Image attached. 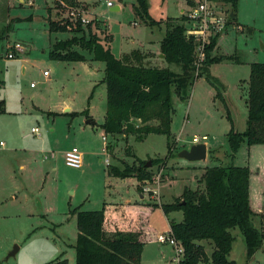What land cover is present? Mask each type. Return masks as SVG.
<instances>
[{
  "label": "rangeland",
  "instance_id": "obj_1",
  "mask_svg": "<svg viewBox=\"0 0 264 264\" xmlns=\"http://www.w3.org/2000/svg\"><path fill=\"white\" fill-rule=\"evenodd\" d=\"M109 1L121 9L112 10L107 5ZM136 1L77 0L76 7L86 12L93 24L101 22V31L112 35L111 52L120 58L141 44L165 36L164 29L147 27L136 18L132 11ZM189 1L148 0L149 15L157 22L167 17H185L189 26V15L195 7L194 0L192 4ZM222 5L227 12L232 11L230 5ZM67 14V9L57 5L56 0H25L23 4L20 0H0V81L4 83L0 100L6 101V113L0 114V143L6 145L4 149L0 146V264H47L62 253L76 260V213L101 211L106 200L118 201L122 194L132 205L154 208L146 218L149 230L141 240L146 243L143 264H179L184 256L178 258L175 247L161 245L157 239L160 235L170 237V222L180 221L182 213L166 215L162 205L172 204L186 186L196 189L201 177H195L206 167H246L249 164L247 144L235 155L230 149L227 134L232 123L227 118V108L235 131H245L248 88L239 81L249 80L252 63H264V0H239L237 20L242 28L238 24L230 25L223 35L212 37H219V48L214 56L234 59L209 68L216 79L226 84L219 80L226 88L227 95L223 93V96L227 108L216 98L217 91L206 77L197 79L188 101L183 102L173 95L176 113L172 133L176 143L171 152L168 151V137L164 135H149L143 141L133 136L128 139L119 136L116 140L109 136L107 143H110L111 153L108 155L102 129L107 110V91L103 83L105 64L92 62L87 52L84 53L86 62L49 58L56 42L83 38L82 33L49 32V16L63 21L68 20ZM93 33L104 38L95 25ZM17 43L25 52L19 53L14 60L7 59L9 49ZM146 63L149 67L165 66L179 72L177 66L157 57ZM44 72L50 74L51 82ZM41 91L42 101L39 99ZM66 107L71 113L64 112ZM86 110L96 125L86 123L88 119L81 115ZM33 127L40 129V138L32 135ZM197 143L208 147L207 160L191 162L180 158L182 151ZM128 147L141 161L155 164L149 168L152 181L146 185L139 183L136 173L126 178L109 176V167L121 172L126 166L139 168V162L128 155ZM72 148L83 153L80 169L66 165L65 154ZM211 149L216 151L215 158ZM108 157L110 166L105 164ZM19 163L25 165L23 171ZM259 166L254 168L253 181L264 184L263 162ZM140 194L145 196L141 200ZM253 224L264 228V213L256 215ZM133 226L134 221L117 231L138 233L141 239L140 232L131 231L135 229ZM232 234L235 242L229 256L231 261L264 264V241L253 259L248 260L242 233L234 229ZM201 243L211 255L213 245L206 241ZM16 247L19 251L11 256Z\"/></svg>",
  "mask_w": 264,
  "mask_h": 264
},
{
  "label": "trees",
  "instance_id": "obj_2",
  "mask_svg": "<svg viewBox=\"0 0 264 264\" xmlns=\"http://www.w3.org/2000/svg\"><path fill=\"white\" fill-rule=\"evenodd\" d=\"M167 1V0H162ZM69 8L77 6V0H56ZM191 4V0L189 1ZM231 6L229 26H237L239 0H222ZM134 15L147 27L166 26V34L161 42V53L167 64L179 68V72L170 67L157 68L146 65L150 53L133 50L129 54L117 58L109 47L112 36L101 31V22L96 21L87 27L70 20L57 21L48 18L49 32L82 33L83 38L58 41L53 44L49 58L63 62H86L84 53L91 56V61L105 64L103 83L107 90V110L102 129L105 134L116 138L133 136L137 141L145 140L149 135L168 137V151L171 152L175 142L172 124L176 113L172 98L176 95L181 101L190 99V91L197 79L206 77L217 91L216 98L226 106L223 93L225 86L211 75L209 68L214 64L233 61L231 56H214L218 45V36L211 38L205 45V59L197 65L198 42L194 36L187 34V18H169L165 22H157L149 15L148 0H137L133 6ZM77 26H76V25ZM104 35L101 39L93 33V26ZM88 32V35L86 33ZM0 82V91L3 87ZM248 119L244 132H236L227 108V118L232 129L227 135L230 149L235 155L243 144L249 147L264 145V63L250 65L248 91ZM6 113V102L0 101V114ZM79 115V114H76ZM82 116L90 119L88 110ZM129 156L139 162V168L126 166L125 171L113 167L108 168L109 176L126 178L131 173L142 185L152 181V173L146 167L147 162L141 161L127 148ZM153 162V166H154ZM152 166V167H153ZM198 188H185L182 196L172 204H163L166 215L181 211L182 222H170V235L185 250L184 258L179 264H237L229 260L235 238L232 230L239 229L242 233L248 260L262 248L264 228L253 224L256 216L251 206V169L231 165L228 167H208L199 180ZM78 238L74 247L76 264H141L145 243L138 233L116 231L110 234L105 229L106 212L78 211ZM206 241L213 245L209 256L203 245ZM49 264H69L65 254Z\"/></svg>",
  "mask_w": 264,
  "mask_h": 264
},
{
  "label": "crops",
  "instance_id": "obj_3",
  "mask_svg": "<svg viewBox=\"0 0 264 264\" xmlns=\"http://www.w3.org/2000/svg\"><path fill=\"white\" fill-rule=\"evenodd\" d=\"M170 1H173V0H167V1H163V3H168V2H170ZM123 2V1H122ZM20 3H25V0H20ZM118 7V6H117ZM114 8H116V6L115 7H113L112 8V10L114 9ZM121 9V7H119V10ZM132 11H133V14H134V10H133V7H132ZM238 16V15H237ZM169 18H174V19H178V17L177 18H175V17H167L165 20H162L163 22H165L167 19H169ZM161 21V22H162ZM237 23H238V25H239V27L240 28H242L241 26H242V24L241 23H239L238 22V20H237ZM146 26V25H145ZM160 29H161V31L164 29V33L166 34V26L164 25V24H162L160 27H159ZM164 34V35H165ZM112 36V35H111ZM163 38L164 37H162L160 40H157V41H150V42H148V44H145V45H143V44H141V45H139L140 47L139 48H137L138 50H141V51H144V52H146V53H150L151 55H150V58H148L147 60H146V62H148V61H150V60H152V59H155L156 57L160 60V61H162V62H165L166 63V61H165V59L162 57V53H161V42H162V40H163ZM113 39V38H112ZM53 46V45H52ZM158 46V48H155V47H157ZM109 47H110V44H109ZM218 48H219V46L217 45V49L216 50H218ZM137 49H134V50H137ZM133 51V50H132ZM132 51H130L129 53H131ZM24 52H25V49H24ZM129 53H125V54H129ZM124 54V55H125ZM123 56V55H122ZM121 56V57H122ZM18 57V56H17ZM120 57V58H121ZM90 60H91V56H90ZM23 61H27V59H23ZM92 62H95V61H92ZM235 62H238V61H235ZM238 63H241V62H238ZM146 65H147V63H146ZM214 65H216V64H214ZM213 65V66H214ZM147 66H149V65H147ZM106 67V66H105ZM161 68H166L165 66H162ZM24 70H25V67H24ZM45 73V72H44ZM211 75L213 76V74H212V72H211ZM45 76V75H44ZM45 77H47L46 79H48V81L49 82H51L49 79H50V74H48V76H45ZM105 77V76H104ZM214 77V76H213ZM249 79H250V77H249ZM224 85H226L225 84V82H223L221 79H219ZM244 82V85H246V87L245 88H248V91H249V80L248 79H243V80H240L239 81V84H241V82ZM0 82H2V81H0ZM107 91V90H106ZM248 91H247V93H248ZM42 93V94H41ZM41 95H40V100L42 101V98H43V91H41ZM224 93H226V90H225V92ZM226 95H227V93H226ZM192 96V95H191ZM0 101H2V100H0ZM6 102V101H5ZM40 107V106H39ZM41 108V107H40ZM64 112H66L67 114L68 113H71V110L70 109H68L67 107H66V109L64 110ZM231 115V114H230ZM90 116V115H89ZM105 116H106V114H105ZM232 118V117H231ZM90 119L91 120H93L94 121V119H93V117L92 116H90ZM247 119H248V117H247ZM89 120V119H88ZM105 121V120H104ZM233 121V120H232ZM87 123V122H86ZM97 123L95 122V125H96ZM104 124V123H103ZM102 124V125H103ZM33 128H36V127H33ZM32 128V129H33ZM246 128H247V120H246ZM244 132V131H243ZM31 133H32V130H31ZM33 135V134H32ZM228 135V134H227ZM33 136H35V135H33ZM105 136H107V141H108V137H109V135H107V134H105ZM35 137H41V132H40V136H35ZM121 137V136H120ZM119 137V138H120ZM118 137H116V138H113L114 140H116ZM197 141V139H195V142ZM198 144V143H197ZM109 145H110V143H109ZM6 147V145L4 144V146L2 147L3 149ZM110 147V146H109ZM207 152H208V147H207ZM210 152L212 153V156H213V158H215L216 156H215V149L214 150H210ZM249 152H250V157H249V164L246 166V167H249L250 169H251V206H252V209H253V211L255 212V214L256 215H262L263 213H264V197H263V189H264V184L262 183V181L260 182H258V181H255V183H254V181H253V173H254V168H258V167H260L259 165H261V162H263V164H264V145H258V146H252V147H250L249 148ZM67 153V152H66ZM107 153H108V155L111 153V150L110 149H108V151H107ZM113 154V153H112ZM66 155V154H65ZM111 156V155H110ZM209 158V156H208V153H207V158L205 159V160H207ZM106 160H109L110 161V164H111V159H109V157L106 159ZM105 160V161H106ZM239 166H242V165H239ZM19 168H20V170H24L25 169V165L24 164H20L19 163ZM206 168H208V167H206ZM205 168V169H206ZM205 169L203 170V172L200 174V175H197L196 177H195V179H197L198 178V176H200V177H202L203 176V174H204V172H205ZM111 177V176H110ZM113 178V177H112ZM118 180V179H117ZM197 181V180H196ZM199 181V180H198ZM124 182L126 183L125 184V186H129V184L127 183V180H124ZM166 182V181H165ZM165 182H163V183H165ZM162 183V184H163ZM256 185V186H255ZM257 185L259 186L257 189H255V187H257ZM128 186L126 187V188H128ZM198 187H199V185H197V187H196V189H198ZM185 188H190V189H192L191 187H189V186H186ZM196 189H192V190H196ZM184 192V191H183ZM123 193V192H122ZM183 194V193H182ZM125 195L124 194H122L121 195V199H125V201L128 199V198H125L124 197ZM182 196V195H181ZM181 196H179V197H181ZM143 197H145L144 195H141L140 194V200L143 198ZM179 197H177V198H179ZM177 198H175V199H177ZM121 199H119L118 201H116V199H114V202H112V201H107L106 200V202L104 203V207L103 208H105V212H106V223H105V229H106V231L108 232V233H112V232H116L117 231V229L119 228V227H124V226H127L128 224H130V222H133L134 221V228L135 229H133V230H131V231H138V232H140L141 233V240L143 239V237H145V233H147L148 232V230H149V228H147V227H149L148 226V224L146 223V218H147V216L149 215V213L151 212H153V209L154 208H150V207H148V206H146V205H142V204H137V205H132L131 203H129V201H128V203H125L124 201H122ZM174 199V200H175ZM139 200V199H138ZM161 200V199H160ZM161 203H162V201H161ZM160 203V205H162ZM179 212H181V211H179ZM179 212H173V213H171V214H178ZM182 213V212H181ZM43 216V215H42ZM183 219H184V215H183V213H182V217L180 216V219H178V220H180V221H176L177 223H180V222H182L183 221ZM120 231H125V230H122V229H119ZM130 230V229H129ZM127 232V231H126ZM145 243V242H144ZM146 244V243H145ZM199 244L200 245H203L204 246V244L203 243H201V242H199ZM233 249V248H232ZM232 252V251H231ZM63 254V253H62ZM65 254V253H64ZM231 254V253H230ZM212 255V254H211ZM211 255H209V256H211ZM230 256V255H229ZM65 257L67 258V256H66V254H65ZM58 258V257H57ZM56 258V259H57ZM68 259V261H69V264H76V260L74 259V260H71V258L70 257H68L67 258ZM230 260V259H229ZM54 261V260H53ZM231 261V260H230ZM52 262V261H51ZM51 262H49V263H51ZM235 262V261H234ZM49 263H47V264H49ZM141 264H143V259H142V263Z\"/></svg>",
  "mask_w": 264,
  "mask_h": 264
},
{
  "label": "built area",
  "instance_id": "obj_4",
  "mask_svg": "<svg viewBox=\"0 0 264 264\" xmlns=\"http://www.w3.org/2000/svg\"><path fill=\"white\" fill-rule=\"evenodd\" d=\"M221 3V5H220ZM222 0H194V6L189 15V26H187V34L194 36L198 42L197 46V65L199 66L205 59V45L209 40L216 35H223L229 28V19L231 12H227L222 8ZM60 5L67 9L68 14L66 19L80 23L82 26H88L92 23V20L88 19L89 15L83 10L75 7L69 8L63 2ZM108 7L113 8L115 5L109 1ZM11 49V51H10ZM7 53V59L14 60L19 53L24 52V48L21 44L17 43L11 47ZM48 76V73H44ZM34 87V85H32ZM32 134L40 136V129L33 128ZM105 151H108L107 136H104ZM3 147L4 143H0ZM66 165L70 168L80 169L83 166V153L78 148H72L65 155ZM105 164L110 166V161L106 160ZM149 183V182H148ZM155 184V183H154ZM161 245H171L176 248L177 256L185 254L184 247L170 235L168 238L165 235H160L157 239ZM177 258V260H178ZM181 261V260H180ZM180 263V262H179Z\"/></svg>",
  "mask_w": 264,
  "mask_h": 264
},
{
  "label": "water",
  "instance_id": "obj_5",
  "mask_svg": "<svg viewBox=\"0 0 264 264\" xmlns=\"http://www.w3.org/2000/svg\"><path fill=\"white\" fill-rule=\"evenodd\" d=\"M114 11H118L119 7L113 9ZM234 13L232 12L231 18H234ZM164 58V55H162ZM87 124L95 125V121L89 119L87 120ZM207 146L205 144H197L191 147L189 150H184L180 153V158H184L191 162L202 161L207 158ZM152 166L151 162H148L146 167L150 168ZM19 251V247H16L15 250L11 253V256H14Z\"/></svg>",
  "mask_w": 264,
  "mask_h": 264
}]
</instances>
